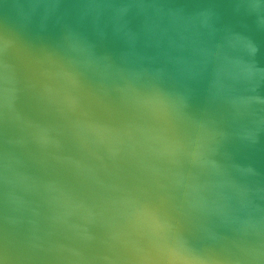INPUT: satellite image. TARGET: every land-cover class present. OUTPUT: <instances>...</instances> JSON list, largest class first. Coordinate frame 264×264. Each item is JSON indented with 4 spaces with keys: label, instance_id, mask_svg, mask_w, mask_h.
Listing matches in <instances>:
<instances>
[{
    "label": "water",
    "instance_id": "1",
    "mask_svg": "<svg viewBox=\"0 0 264 264\" xmlns=\"http://www.w3.org/2000/svg\"><path fill=\"white\" fill-rule=\"evenodd\" d=\"M0 264H264V0H0Z\"/></svg>",
    "mask_w": 264,
    "mask_h": 264
}]
</instances>
